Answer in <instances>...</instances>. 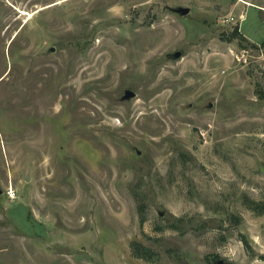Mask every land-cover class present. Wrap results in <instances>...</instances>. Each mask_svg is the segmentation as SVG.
Instances as JSON below:
<instances>
[{"label": "rangeland", "instance_id": "rangeland-1", "mask_svg": "<svg viewBox=\"0 0 264 264\" xmlns=\"http://www.w3.org/2000/svg\"><path fill=\"white\" fill-rule=\"evenodd\" d=\"M245 1L0 0V264H264Z\"/></svg>", "mask_w": 264, "mask_h": 264}, {"label": "trees", "instance_id": "trees-1", "mask_svg": "<svg viewBox=\"0 0 264 264\" xmlns=\"http://www.w3.org/2000/svg\"><path fill=\"white\" fill-rule=\"evenodd\" d=\"M237 35H240L241 37L246 39V36L240 32L239 27L235 28V30L232 33V37H235ZM250 207H252V209L255 210V211H259L261 213L264 212V203L252 202L250 204ZM241 237H242V241L245 244V247L247 249H251L252 245H251L249 239L247 238V236L245 234H242ZM132 246H133V249H134L135 256L141 257V258H145L147 260H152L153 259L154 253L147 246H145V245H143V244H141L140 242H137V241L133 242ZM260 258H262L264 260V254L260 255Z\"/></svg>", "mask_w": 264, "mask_h": 264}, {"label": "water", "instance_id": "water-1", "mask_svg": "<svg viewBox=\"0 0 264 264\" xmlns=\"http://www.w3.org/2000/svg\"><path fill=\"white\" fill-rule=\"evenodd\" d=\"M179 10H181L182 13L186 14L190 11L189 7H180ZM135 92L133 90H127L126 91V97L134 96Z\"/></svg>", "mask_w": 264, "mask_h": 264}, {"label": "crops", "instance_id": "crops-1", "mask_svg": "<svg viewBox=\"0 0 264 264\" xmlns=\"http://www.w3.org/2000/svg\"><path fill=\"white\" fill-rule=\"evenodd\" d=\"M243 1V0H242ZM244 2H246L245 0H244ZM247 3V2H246Z\"/></svg>", "mask_w": 264, "mask_h": 264}, {"label": "bare ground", "instance_id": "bare-ground-1", "mask_svg": "<svg viewBox=\"0 0 264 264\" xmlns=\"http://www.w3.org/2000/svg\"><path fill=\"white\" fill-rule=\"evenodd\" d=\"M244 1V0H243Z\"/></svg>", "mask_w": 264, "mask_h": 264}]
</instances>
